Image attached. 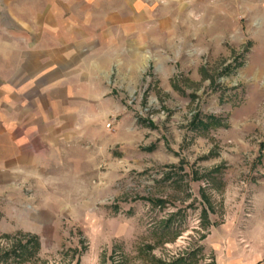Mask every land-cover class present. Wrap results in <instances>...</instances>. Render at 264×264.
<instances>
[{"label":"rangeland","instance_id":"1","mask_svg":"<svg viewBox=\"0 0 264 264\" xmlns=\"http://www.w3.org/2000/svg\"><path fill=\"white\" fill-rule=\"evenodd\" d=\"M141 3L83 59L110 69L61 183L0 202V264H264V0Z\"/></svg>","mask_w":264,"mask_h":264},{"label":"crops","instance_id":"2","mask_svg":"<svg viewBox=\"0 0 264 264\" xmlns=\"http://www.w3.org/2000/svg\"><path fill=\"white\" fill-rule=\"evenodd\" d=\"M4 2L9 22L0 30V202L7 215V204L30 209L23 204L30 195L61 183L58 164L69 152L61 145L81 130L71 122L93 115L87 108L83 116L77 105L97 103L102 89L93 73L110 69L83 59L107 55L110 42L114 47L139 34L144 15L141 0Z\"/></svg>","mask_w":264,"mask_h":264}]
</instances>
